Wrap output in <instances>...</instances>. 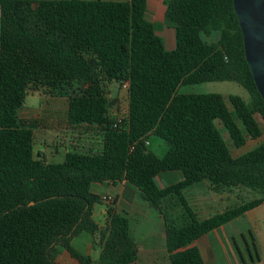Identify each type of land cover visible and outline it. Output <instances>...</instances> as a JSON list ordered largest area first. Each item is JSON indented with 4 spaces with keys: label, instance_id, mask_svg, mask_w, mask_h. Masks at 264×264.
Returning <instances> with one entry per match:
<instances>
[{
    "label": "trees",
    "instance_id": "16d2710c",
    "mask_svg": "<svg viewBox=\"0 0 264 264\" xmlns=\"http://www.w3.org/2000/svg\"><path fill=\"white\" fill-rule=\"evenodd\" d=\"M148 1L0 0V264H58L59 248L80 264L135 262L130 219L112 207L104 226L93 218L94 205L104 202L96 183L127 181L162 213L167 264H206L192 242L264 203V140L235 156L215 124L221 121L237 147L263 135L256 114L264 119V99L233 0H163L173 49L148 17ZM208 81L237 82L251 100L180 91ZM114 82L127 84L122 114L112 107ZM34 93H66L68 124L96 130L100 148L68 150L61 161L35 153L36 121L18 114ZM151 135L167 143L164 156L148 149ZM169 170L184 178L160 188L156 177ZM203 181L247 196L199 216L185 191ZM173 197L181 219L165 210ZM82 233L100 239L97 261L73 246ZM254 238L252 263L261 259Z\"/></svg>",
    "mask_w": 264,
    "mask_h": 264
},
{
    "label": "crops",
    "instance_id": "0c3cea01",
    "mask_svg": "<svg viewBox=\"0 0 264 264\" xmlns=\"http://www.w3.org/2000/svg\"><path fill=\"white\" fill-rule=\"evenodd\" d=\"M159 1L161 0L148 1V6L150 4V9H148L147 7V14L148 17L156 24V22L154 21V17H152L148 13V10L155 11L157 19H159V21H161L165 25L164 27H162L156 24L157 33L160 36L162 34L165 35L167 40V44H165L166 48L173 49L176 46L175 32H171V29L175 31L174 23L166 18L165 6L163 5V7H161ZM40 96L42 97V95ZM46 98L53 100L54 98L59 97L49 95L46 96ZM49 108L48 110H45L48 111V114L49 112H51V114L53 112V114L58 115L57 112L59 113V110L57 107H54L55 111L53 110V107ZM40 111L42 110L24 108L23 106L19 110L18 114L21 119H23L22 114H26L25 117L27 118H35L38 114H40ZM65 119L66 116L64 120ZM65 122L68 124L67 119L65 120ZM57 123L59 124V122ZM57 123L55 124L57 125ZM88 144L89 145H72L71 147L73 148V150L76 149L79 151L96 149L92 146L93 144H91V141ZM100 146L101 145H99L98 147L100 148ZM42 155L45 156L44 153H42ZM46 159L48 160L47 157ZM183 178L184 174L180 170L162 171L156 177V183L160 188H162L169 184L177 183ZM93 191L101 197L107 194L115 197V203L113 205H109L106 202L96 203L94 205L93 218L101 226H104L105 224L107 209L110 207H112L116 212L125 215L130 219V230L132 235L135 237L138 246V258L131 264H167L169 262V252L167 249L166 238V223L162 213L158 209L150 206L149 203L141 201L140 205H138L137 203L125 202V198L130 200L128 197H134L135 195L139 194V190L134 185L130 184L127 181L118 183L116 185L107 182L96 183L93 185ZM185 192L186 198L190 205L193 207L195 212L202 217L209 216L210 214H213L215 212L223 211L224 208L229 206V190L221 189L220 191H215L211 183L208 181H203L195 184L189 187ZM172 205H174L173 208L171 210H168L165 204L166 212L169 215H172V217L174 218H176V216H178L180 219L183 218V207L175 197H173ZM242 216L247 217L249 220L248 229L251 233L252 244L254 236L260 257L263 259L264 255L262 252V246H264V203L246 212ZM242 216L231 220L230 222L208 232L207 234L192 242L191 245H196L200 248L206 264H233L230 259H227L229 258L228 252L223 248V239L227 232L228 233L225 236L226 239L229 240V242L232 240L235 241L240 253L243 251L237 242L238 235L245 237L246 242L248 241L247 247L248 245H250L247 235L242 231L243 227H240V223L239 229H237L239 230L238 232H234L232 230L226 231L227 228H231L230 226L234 224L235 220L241 218ZM223 229L225 233L224 236L221 233V230ZM72 244L80 253L92 256L94 261L98 260L101 251V243L96 234L82 233L73 238ZM261 260H259L258 262H260ZM56 261L58 264H80L76 259L70 256L68 251L63 248H59V253L57 255ZM237 264H242V262L237 261Z\"/></svg>",
    "mask_w": 264,
    "mask_h": 264
},
{
    "label": "rangeland",
    "instance_id": "374dc122",
    "mask_svg": "<svg viewBox=\"0 0 264 264\" xmlns=\"http://www.w3.org/2000/svg\"><path fill=\"white\" fill-rule=\"evenodd\" d=\"M161 7H163L164 3L163 0L159 1ZM148 9H150V4L148 6ZM148 13L154 17V21L158 26L164 27L165 25L157 19L155 11L148 10ZM171 32L174 33L175 31L171 29ZM164 39L165 44H167L166 36L161 35ZM111 92H112V98H114L115 102L113 103L114 111H118L120 114L124 113L127 109V91L126 88L121 85L119 82H114L111 85ZM181 92L184 93H208V92H216L221 93L225 96H228L229 94H238L245 98L246 100L250 101L251 96L248 93V91L239 83L234 81H208L203 82L199 84H189L184 85L180 88ZM51 96V95H50ZM54 96H57L59 98H54L53 100L47 99L46 96H40L38 93L30 94L25 101L24 108H33L35 110H42L40 111V114L37 115L35 118H27L24 114H22L23 119L27 120H35V129H36V140H35V146L34 150L35 153L42 152L44 155L48 158V160L52 161H61L63 159V156L66 151L73 148L72 145H89L88 143L93 144L92 146L98 149L101 135L96 130H89L86 131L85 126H81L79 128H73L69 126L65 120L67 119V110H68V102H67V95L66 93H57ZM49 107H53V110L55 111L54 107H57L59 110L58 115L51 114V112L45 111L48 110ZM50 109V108H49ZM66 116V119L64 120ZM256 117L260 123V125L263 128V135L259 139L255 140H248L247 144L237 147L233 144L232 139L230 138L228 134V130L222 125L220 120H216L215 124L216 127L220 130L222 136L228 143V146L230 147L233 155L238 156L241 154H244L245 152L251 150L252 148L256 147L260 142L264 140V119L262 116L257 113ZM59 119V120H58ZM59 122V124L57 123ZM57 123V125L55 124ZM92 147V148H93ZM148 149L152 151L154 154L162 157L167 153L168 146L164 139H162L159 136L151 135L148 139ZM238 193V195H237ZM229 205L232 203H235L237 200H239L238 196L246 197L247 193L242 192L241 190L236 189L235 193H229ZM130 200L125 198V202L127 203H137L140 205L141 201L148 203L145 201L141 195L140 192L138 195H135L134 197H128ZM124 206V205H123ZM263 218V217H262ZM264 219V218H263ZM239 223L241 224L240 227H243V232L247 235V238L249 239V246H251L254 256L255 250L252 244L251 240V233L248 229L249 226V220L247 217L242 216L241 218L235 220L234 224L230 226L231 228H227L226 231H234L238 232L239 230ZM221 233L223 236L225 235L224 229L221 230ZM228 233V232H227ZM226 233V235H227ZM225 235V236H226ZM224 236L223 248L228 252L230 261L233 264H237V261H241V254L238 250V246L236 245L235 241H230L226 239ZM237 242L240 245L243 252H241L245 258V260L248 262V264H254L251 261V256L249 249L247 247V242L245 240V237H242L241 235H238ZM262 252L264 255V246H262ZM262 259V258H261ZM260 259V260H261ZM256 264H264V256L263 259L258 262H255Z\"/></svg>",
    "mask_w": 264,
    "mask_h": 264
},
{
    "label": "water",
    "instance_id": "95a60500",
    "mask_svg": "<svg viewBox=\"0 0 264 264\" xmlns=\"http://www.w3.org/2000/svg\"><path fill=\"white\" fill-rule=\"evenodd\" d=\"M241 27L245 55L264 99V0H233Z\"/></svg>",
    "mask_w": 264,
    "mask_h": 264
},
{
    "label": "built area",
    "instance_id": "2783aa9c",
    "mask_svg": "<svg viewBox=\"0 0 264 264\" xmlns=\"http://www.w3.org/2000/svg\"><path fill=\"white\" fill-rule=\"evenodd\" d=\"M123 86L126 88L127 84H124ZM102 198H103L104 202H106L108 204H113L115 202V197L112 195H109V194L102 196Z\"/></svg>",
    "mask_w": 264,
    "mask_h": 264
}]
</instances>
